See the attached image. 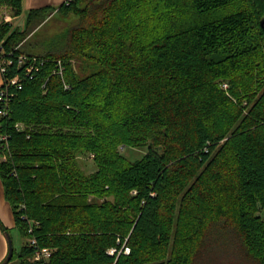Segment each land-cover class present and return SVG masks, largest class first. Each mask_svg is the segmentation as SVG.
Segmentation results:
<instances>
[{
  "label": "trees",
  "instance_id": "1",
  "mask_svg": "<svg viewBox=\"0 0 264 264\" xmlns=\"http://www.w3.org/2000/svg\"><path fill=\"white\" fill-rule=\"evenodd\" d=\"M56 13L70 25L40 40ZM263 18L264 0H71L0 23L21 86L0 175L48 264H264Z\"/></svg>",
  "mask_w": 264,
  "mask_h": 264
},
{
  "label": "rangeland",
  "instance_id": "2",
  "mask_svg": "<svg viewBox=\"0 0 264 264\" xmlns=\"http://www.w3.org/2000/svg\"><path fill=\"white\" fill-rule=\"evenodd\" d=\"M66 3V2H65ZM3 11H7L8 14H12L11 10L8 9H0V20L3 19L6 15L3 14ZM26 14H23L20 16V18H14L13 20V25L14 26H22L25 25L26 22ZM71 21L63 19L61 15L58 13L51 15L40 27V34L37 36L40 38L42 41H47L50 38L54 37L57 33L62 31L63 29L67 28L70 25ZM121 152L130 160H136L139 158H142L146 153H147V148H129V147H122L120 148ZM93 156L89 157H81L80 160L84 162L82 163V166L86 169V171L91 172L95 169V166L93 164L92 160ZM11 239H12V244L16 251H21L23 246L26 245V243L29 240V236H25L24 234L21 233L19 230H13L11 231ZM219 264V263H215ZM220 264H253V262H246V261H239V260H227L224 261Z\"/></svg>",
  "mask_w": 264,
  "mask_h": 264
},
{
  "label": "built area",
  "instance_id": "3",
  "mask_svg": "<svg viewBox=\"0 0 264 264\" xmlns=\"http://www.w3.org/2000/svg\"><path fill=\"white\" fill-rule=\"evenodd\" d=\"M71 0H66V3H69ZM0 51H2L0 49ZM26 60L25 56L20 57V63H23V61ZM11 61L4 59L1 57L0 54V71L4 75L7 72V66L10 64ZM58 72L63 74L64 71V65L62 62H59ZM32 70V66L28 68V71L30 72ZM19 78L14 77L11 79H4V84L0 87V117H6L9 114V107H10V100L12 96L14 95V92L12 88L14 86H18ZM21 88V86H18ZM225 88H228V84H224ZM16 127L19 130L24 129V125L21 123H17ZM8 135H3L0 138V160H7L8 159V152H9V143H8ZM25 219L26 216H23ZM28 231L30 233L28 244L32 246L35 249L34 254V260L42 262V264H48L50 261V258L53 253V249L49 247H42L38 243L37 237L34 235V226L32 223H30V226L28 228ZM129 248H126V253H129ZM115 250H111V253H114Z\"/></svg>",
  "mask_w": 264,
  "mask_h": 264
},
{
  "label": "crops",
  "instance_id": "4",
  "mask_svg": "<svg viewBox=\"0 0 264 264\" xmlns=\"http://www.w3.org/2000/svg\"><path fill=\"white\" fill-rule=\"evenodd\" d=\"M66 0H22V6H23V14H26L31 9H37L42 8L45 6H58L62 3H64ZM2 9H10L6 6H0ZM3 14L6 16L3 17L2 20H0V23L3 21L11 22L13 23L12 19L20 18L14 17L13 13L10 15L7 13V11H4ZM4 84V75L0 71V87ZM0 220L3 223V225L6 227L8 232L6 233L2 228L0 227V264H2L10 252V241L11 239V231L13 230H19V227L16 222V217L14 214V210L10 204V202L7 200L5 195V188L4 183L0 175ZM20 231V230H19ZM10 236V237H9ZM12 240V239H11ZM14 247V246H13ZM6 264H21L20 259H13L9 261Z\"/></svg>",
  "mask_w": 264,
  "mask_h": 264
},
{
  "label": "water",
  "instance_id": "5",
  "mask_svg": "<svg viewBox=\"0 0 264 264\" xmlns=\"http://www.w3.org/2000/svg\"><path fill=\"white\" fill-rule=\"evenodd\" d=\"M261 24H262V26L264 27V18L262 19ZM9 237H10V236H9ZM9 241H10V252H9L8 258H12V256H13V251H14V247H13V244H12V240L9 239Z\"/></svg>",
  "mask_w": 264,
  "mask_h": 264
}]
</instances>
